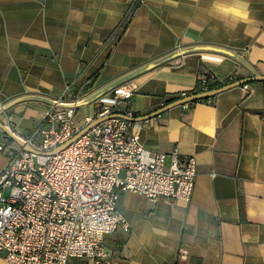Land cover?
<instances>
[{"label": "crops", "instance_id": "crops-1", "mask_svg": "<svg viewBox=\"0 0 264 264\" xmlns=\"http://www.w3.org/2000/svg\"><path fill=\"white\" fill-rule=\"evenodd\" d=\"M207 74L264 75V0H0V105L23 135L74 77L84 129L94 102L125 83L137 90L124 108L144 117ZM247 85L132 122L167 167L174 152L196 158L195 188L189 203L121 194L131 230L107 238L101 264H264V82ZM8 163L0 151V171Z\"/></svg>", "mask_w": 264, "mask_h": 264}, {"label": "built area", "instance_id": "built-area-1", "mask_svg": "<svg viewBox=\"0 0 264 264\" xmlns=\"http://www.w3.org/2000/svg\"><path fill=\"white\" fill-rule=\"evenodd\" d=\"M213 79L210 74L200 77V93L211 90ZM136 90L128 82L113 96L94 102L86 125L114 114L135 117L123 103ZM85 91L79 77L70 79L43 121L26 135L0 105L2 124L22 142L5 133L10 140L0 143V151L9 155V163L0 171V254L9 264H69L74 258L104 263L110 255L107 238L118 230H131L129 219L119 210L121 194L191 201L196 158L182 160L174 152L167 167V154L150 152L140 131L122 117L93 126L61 148L83 130L76 116ZM186 259L187 250L180 248L178 261Z\"/></svg>", "mask_w": 264, "mask_h": 264}, {"label": "water", "instance_id": "water-1", "mask_svg": "<svg viewBox=\"0 0 264 264\" xmlns=\"http://www.w3.org/2000/svg\"><path fill=\"white\" fill-rule=\"evenodd\" d=\"M255 82H264V75H262V76H253V77H248V78H242V79H239V80L234 81L232 83L226 84V85H224V86H222L220 88H217V89H213V90H210V91H207V92H202V93H197V94H191V95L184 96V97L179 98L177 100L171 101L169 104H167L166 106H164L160 110H158V111H156V112H154L152 114H149L147 116H144V117H131V116H128L126 114H114L112 116H105V117L96 119L93 122H91L88 126H86L81 132H79L68 143L64 144L61 148L62 149L66 148L68 145L73 143L75 140H77L81 136H83L93 126H95V125H97L99 123H102V122L108 120L111 117L119 116V117H122V118H124V119H126L128 121H131V122L146 121V120H149V119H151V118H153L155 116H158L159 114H161V113H163V112H165V111H167V110H169V109H171L173 107L182 106V105H185V104H188V103H194V102L210 99V98H213L216 95H218V94H220L222 92H225L227 90H230V89H233V88H236V87H239V86H243V85H246V84H250V83H255ZM0 126L4 129L5 133H7L11 138H13L19 144L22 145V142L19 139H17L15 136H13L2 123H0ZM26 149L29 150V151H33V149H31L30 147H27Z\"/></svg>", "mask_w": 264, "mask_h": 264}, {"label": "trees", "instance_id": "trees-1", "mask_svg": "<svg viewBox=\"0 0 264 264\" xmlns=\"http://www.w3.org/2000/svg\"><path fill=\"white\" fill-rule=\"evenodd\" d=\"M237 80H239V79H236L234 77L228 78L227 80H224V81H220V80L214 78L213 80H211L209 82V85L208 86H209V88L211 90H213V89L220 88V87H222V86H224L226 84H229V83H232L234 81H237ZM250 84H252V83H250ZM200 92H201V85H200V83H198L196 89L192 93H190L189 95H191V94H197V93H200ZM179 98H182V95H178V96L174 97L173 99L170 100V102L171 101H174V100H177ZM212 99L213 98L206 99V100H202V101H198V102H208V101H212ZM194 103H197V102H194ZM134 116L136 117L135 114H134Z\"/></svg>", "mask_w": 264, "mask_h": 264}, {"label": "rangeland", "instance_id": "rangeland-1", "mask_svg": "<svg viewBox=\"0 0 264 264\" xmlns=\"http://www.w3.org/2000/svg\"><path fill=\"white\" fill-rule=\"evenodd\" d=\"M4 194H5V196H9L10 195V188H8V189H5L4 190Z\"/></svg>", "mask_w": 264, "mask_h": 264}]
</instances>
